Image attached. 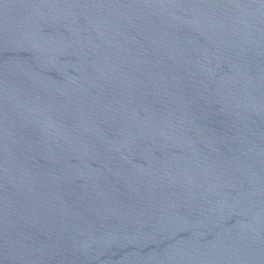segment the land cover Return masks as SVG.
I'll list each match as a JSON object with an SVG mask.
<instances>
[{"label": "water", "instance_id": "water-1", "mask_svg": "<svg viewBox=\"0 0 264 264\" xmlns=\"http://www.w3.org/2000/svg\"><path fill=\"white\" fill-rule=\"evenodd\" d=\"M0 264H264V0H0Z\"/></svg>", "mask_w": 264, "mask_h": 264}]
</instances>
